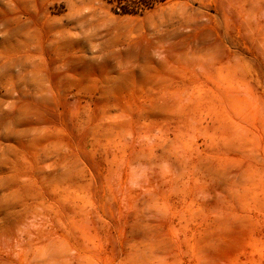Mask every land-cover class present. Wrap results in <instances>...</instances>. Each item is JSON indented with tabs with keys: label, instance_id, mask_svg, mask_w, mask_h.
Returning a JSON list of instances; mask_svg holds the SVG:
<instances>
[{
	"label": "rangeland",
	"instance_id": "374dc122",
	"mask_svg": "<svg viewBox=\"0 0 264 264\" xmlns=\"http://www.w3.org/2000/svg\"><path fill=\"white\" fill-rule=\"evenodd\" d=\"M0 264H264V0H0Z\"/></svg>",
	"mask_w": 264,
	"mask_h": 264
}]
</instances>
